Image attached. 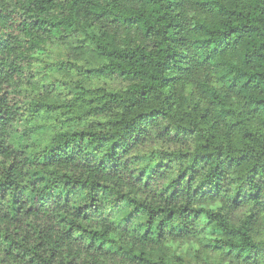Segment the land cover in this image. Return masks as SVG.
<instances>
[{"label":"clouds","instance_id":"9594fccd","mask_svg":"<svg viewBox=\"0 0 264 264\" xmlns=\"http://www.w3.org/2000/svg\"><path fill=\"white\" fill-rule=\"evenodd\" d=\"M0 264H264V0H0Z\"/></svg>","mask_w":264,"mask_h":264}]
</instances>
